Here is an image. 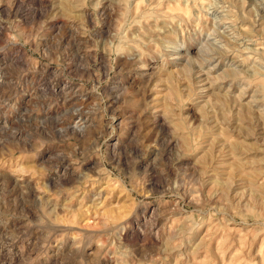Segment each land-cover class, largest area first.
I'll return each instance as SVG.
<instances>
[{
	"label": "rangeland",
	"instance_id": "374dc122",
	"mask_svg": "<svg viewBox=\"0 0 264 264\" xmlns=\"http://www.w3.org/2000/svg\"><path fill=\"white\" fill-rule=\"evenodd\" d=\"M0 264H264V0H0Z\"/></svg>",
	"mask_w": 264,
	"mask_h": 264
}]
</instances>
